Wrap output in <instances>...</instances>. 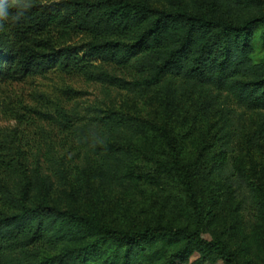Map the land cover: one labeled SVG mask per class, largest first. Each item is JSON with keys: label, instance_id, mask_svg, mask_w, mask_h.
Masks as SVG:
<instances>
[{"label": "trees", "instance_id": "trees-1", "mask_svg": "<svg viewBox=\"0 0 264 264\" xmlns=\"http://www.w3.org/2000/svg\"><path fill=\"white\" fill-rule=\"evenodd\" d=\"M3 3L17 38L0 34V80L43 73L58 62L92 74L93 65L104 62L125 70L129 79L103 68L97 77L131 92L161 89L178 98L198 85L226 91L241 106L264 111V59H254L256 32L264 30V0ZM60 26L87 33L91 40L58 48L38 37ZM95 113L84 125L68 128L77 146L61 157L48 151L46 164L38 159L30 167L16 160V152L11 158L0 152V255H12L17 264H182L195 254L212 264L250 263L220 236H206L217 212L214 205L224 197L237 199L252 223L251 216L264 210V182L248 179L229 142L207 158L211 178L205 181L222 185V196L205 191L204 175L183 159L165 125L115 109ZM150 131L163 139L167 156H149L152 165L142 168L139 141ZM175 176L194 212L192 224L119 228L98 211L100 191L125 195ZM57 181L77 192L88 188L92 200L85 213L52 203Z\"/></svg>", "mask_w": 264, "mask_h": 264}, {"label": "rangeland", "instance_id": "rangeland-1", "mask_svg": "<svg viewBox=\"0 0 264 264\" xmlns=\"http://www.w3.org/2000/svg\"><path fill=\"white\" fill-rule=\"evenodd\" d=\"M21 1L50 4L64 0ZM11 22L9 16L0 20V34L16 41ZM263 31L259 27L256 32L254 59L257 61L264 59ZM38 37L50 40L58 48L84 46L91 40L89 34L72 31L65 26L50 28ZM102 68L129 79L125 70L104 62L95 63L92 74L74 65L64 68L58 62L43 73L35 72L22 79H1L0 152L10 158L16 152V160L26 162L30 167L38 159L46 164L48 151L54 150L61 157L65 151L77 146L78 140L76 142L68 128L84 125L96 116L98 109H115L165 125L181 149L183 159L194 162L204 175L206 192L215 190L222 196L226 192L222 185L208 186L205 181V178H211L208 156L218 152L219 146L225 142L233 147V156L244 168L248 179L255 184L264 182V131H260L264 127V111L241 106L226 91L198 85L189 86L185 95L178 98L165 95L161 89L131 92L97 77L96 72ZM151 133L139 141L141 150L137 164L142 168L152 165L149 156H167L163 139L152 137ZM213 144L216 145L214 148ZM71 156L72 153L67 158ZM71 160L80 162L77 157ZM51 178L56 179L57 176L52 172ZM94 185L98 189L97 179ZM87 189L83 187L77 192L70 184L58 182L51 194L52 203L60 209L85 213L87 202L92 200ZM100 192L98 211L115 227L192 224L194 212L188 206V196L176 176L166 178L160 186L142 184L136 191L125 195ZM238 204L237 199L224 197L214 205L217 212L206 236H220L243 260H249V264H264V210L256 213L257 216H251L254 218L252 223ZM212 262L210 258L195 254L182 264ZM0 264L17 262L7 254L6 257L0 255Z\"/></svg>", "mask_w": 264, "mask_h": 264}, {"label": "clouds", "instance_id": "clouds-1", "mask_svg": "<svg viewBox=\"0 0 264 264\" xmlns=\"http://www.w3.org/2000/svg\"><path fill=\"white\" fill-rule=\"evenodd\" d=\"M6 8L7 6L3 3V0H0V20L7 18L8 12Z\"/></svg>", "mask_w": 264, "mask_h": 264}]
</instances>
